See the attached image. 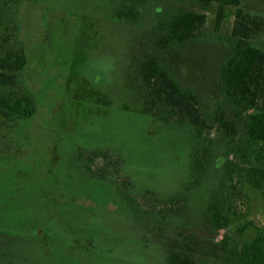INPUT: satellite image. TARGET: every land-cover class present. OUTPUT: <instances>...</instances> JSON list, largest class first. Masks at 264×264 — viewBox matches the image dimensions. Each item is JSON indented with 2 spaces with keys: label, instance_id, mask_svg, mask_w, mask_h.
Listing matches in <instances>:
<instances>
[{
  "label": "rangeland",
  "instance_id": "1",
  "mask_svg": "<svg viewBox=\"0 0 264 264\" xmlns=\"http://www.w3.org/2000/svg\"><path fill=\"white\" fill-rule=\"evenodd\" d=\"M243 1L254 15L264 12V0ZM197 7L193 0L0 2V45L5 36L24 45L23 81L37 103L27 121L0 114V264H169L182 242L176 222L197 220L219 188L221 151L195 178L191 152L206 142L166 107L146 98L142 110L144 92L126 68L137 43L157 38L178 9ZM214 18L209 12L207 37L157 53L208 97L221 93L218 72L230 52L212 36ZM253 43L264 47V36ZM90 59L99 66L94 78ZM151 195L185 196L188 205L169 210L166 221L145 205ZM248 198L246 219L264 229V198L259 191ZM37 233L47 239L32 240Z\"/></svg>",
  "mask_w": 264,
  "mask_h": 264
},
{
  "label": "trees",
  "instance_id": "2",
  "mask_svg": "<svg viewBox=\"0 0 264 264\" xmlns=\"http://www.w3.org/2000/svg\"><path fill=\"white\" fill-rule=\"evenodd\" d=\"M21 1L0 0L4 5ZM193 1L198 9H178L157 38L145 45L137 43L126 68L155 108L164 106L170 115L185 117L194 140L206 142L198 143L191 152L195 178L212 167L216 151L224 154V163L215 172L219 188L209 195L204 210L210 236L206 239L199 232L200 218L184 217L176 222L182 242L168 253L169 264H264V229L252 224L243 212L250 192L259 191L264 198V47L253 43L264 36V12L254 15L243 0ZM209 12L215 14L212 24L217 35L212 36L222 38L223 45L230 48L219 68L217 88L221 93L215 97L183 83L180 73L157 55L173 44L207 37L202 31ZM135 15L134 10L125 13L126 18ZM231 16L234 21L224 36L222 26ZM4 42L0 45V114L6 122L27 121L37 109L35 96L23 81L27 52L24 45L11 44L8 36ZM153 45L157 52L150 50ZM103 170L104 166L100 172ZM182 198L151 195L145 205L172 221L168 211L188 205L187 198ZM251 229L253 233H249Z\"/></svg>",
  "mask_w": 264,
  "mask_h": 264
},
{
  "label": "flooded vegetation",
  "instance_id": "3",
  "mask_svg": "<svg viewBox=\"0 0 264 264\" xmlns=\"http://www.w3.org/2000/svg\"><path fill=\"white\" fill-rule=\"evenodd\" d=\"M96 61L94 60V59H90V62H89V64L87 65V68H86V70L88 71V73H89V75H91V78H94V74L95 73H98V71H99V66L98 65H96V63H95ZM215 69H216V65H215ZM182 74L180 73V80L183 82V83H185V84H187V83H189V81L186 79V76H181ZM146 99V98H145ZM148 102L149 101H147V99H146V104H145V106L143 107V109L142 110H144V109H148V106H149V104H148ZM145 111V110H144ZM222 150V149H221ZM224 151V150H223ZM89 158V157H88ZM224 163V154L223 153H221L220 154V165L219 166H221V164H223ZM188 201V200H187ZM204 206L205 207H207V200L205 201V203H204ZM206 209V208H205ZM205 209H203L202 210V214L200 215V222H197V225H199V226H201L202 228L200 229L201 231H199L200 233H201V235H205L206 236V239H208V237L210 236V234H209V231H207L208 229V227H206V225H205V220H203V219H205V214H204V210ZM197 217H195V219H196ZM205 227V228H204ZM205 230H204V229ZM37 235H38V233L36 234V235H34L31 239L33 240V238H38V239H40V237H37ZM44 239H47V235H46V233L44 234V237H43V239H40L41 241H44ZM46 241V240H45ZM91 243H93V242H91ZM81 245H84V244H81Z\"/></svg>",
  "mask_w": 264,
  "mask_h": 264
}]
</instances>
